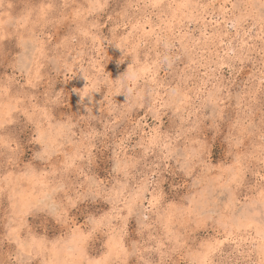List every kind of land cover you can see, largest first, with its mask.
<instances>
[{
  "label": "rangeland",
  "instance_id": "1",
  "mask_svg": "<svg viewBox=\"0 0 264 264\" xmlns=\"http://www.w3.org/2000/svg\"><path fill=\"white\" fill-rule=\"evenodd\" d=\"M81 2L86 0H0V76L14 74L19 80L21 74L18 69L13 73L12 65L25 57L41 65L42 77L39 85L27 92L28 102L21 98L19 112L14 114L18 127L27 125L21 134L19 157L0 162V264H16L14 238H8V225L19 227V217L13 210L15 200L21 193L38 197L41 190L36 180L24 173L41 147L32 135L36 129L28 123L25 109L57 98L59 103L52 104L50 109L56 121L68 122L69 135L74 134L70 139L65 136L69 155L76 153L73 141L81 140L82 133L96 134L79 164L87 166L91 160V167L104 173L101 179H105L119 162L126 171H113L110 189L115 184L127 197L144 185L149 193L155 188L163 194L165 207L182 204L187 209L190 204L194 210L191 215L188 211H174L170 225L161 223L157 220L160 212L149 210L148 195L140 216V220L148 217L140 240L142 248L148 250L146 255L172 264H192L193 260L202 259L198 255L201 245L212 241L217 245L215 253L209 256L212 264L259 262L264 240L258 221L264 204L256 173L261 166L253 160L255 171L243 175L245 184L226 186L230 174L221 169L232 159L226 135L221 134V122L213 120V109L217 117L221 110L232 112L234 117L238 115L247 125L248 146L260 151V97L264 93L256 70L261 41L255 39L261 35L260 0H161V6L155 8L144 6L148 0H110L111 10L107 14L88 20L87 13L76 17L72 7H63L65 3L79 7ZM127 3L134 7L125 14ZM48 4H53V9H47ZM247 4L256 7L248 8ZM242 14H250L246 26H233ZM50 20L58 21L55 27ZM248 29H252L249 43L253 48L241 65L231 58L232 46L237 44L233 38L241 42L248 39L244 36ZM145 68L150 72L145 73ZM133 69L136 75L130 76ZM22 83L27 86L26 75ZM177 86L189 97L184 104L163 108L158 103L153 107L144 105V98L150 95L169 102ZM237 92L242 96L248 93L240 101L239 109L235 102ZM12 103L15 105L16 101ZM44 127H48L47 123ZM155 128L163 129V138L151 147L148 137ZM165 144L170 146L165 148ZM232 147L234 150L235 145ZM201 152L204 160L199 159ZM189 153L196 156L192 162L196 175H189L182 166ZM52 168L49 165L45 169L44 162H40L42 172ZM65 177L50 175L46 183L55 188ZM110 194L115 197V190ZM103 204L101 200L96 205L102 213L112 208L111 204ZM42 215L37 212L25 220V235L30 229L37 230L38 217ZM55 223V218H50V225ZM129 223L138 231L135 217ZM51 231L60 236L59 229L39 228L41 234ZM105 232L90 242L89 255L103 254L107 244ZM162 242L165 246L161 251H151ZM23 258L28 264H43L50 257L33 252L31 257ZM129 259L131 264H137L139 257Z\"/></svg>",
  "mask_w": 264,
  "mask_h": 264
},
{
  "label": "snow or ice",
  "instance_id": "2",
  "mask_svg": "<svg viewBox=\"0 0 264 264\" xmlns=\"http://www.w3.org/2000/svg\"><path fill=\"white\" fill-rule=\"evenodd\" d=\"M117 6L119 7V4ZM144 6L159 7L161 6V0H148V3ZM186 6L181 5V7ZM245 6L252 9L256 7L254 4ZM53 7V4L46 5L49 10L53 9ZM55 7H59V5ZM63 7L65 9L72 7L76 17L87 13L88 15L85 19L88 20L95 19L100 14H107V11L111 10V2L110 0H86V2H81L79 7L67 3ZM133 7L132 3L124 5L125 14ZM221 7L223 8L224 6L221 5ZM235 7L237 5H233V8ZM41 10H44V6H42ZM259 13L261 35L255 37L256 40L261 41L259 46V68L256 69V65H253V68L260 73L261 93H264V0H260ZM249 15L242 14L233 26H239L241 23L246 26ZM48 22L55 27L58 21L50 20ZM251 31L252 29H248L244 32V36L248 39L242 42L237 37L233 38L237 40V44L232 46L231 58L239 60L241 65L244 62L243 58L248 56V52L253 48V45L249 43V40L252 39L250 36ZM84 34L87 35V31ZM36 51L41 50L36 49ZM251 58L249 57V59ZM7 62L8 59H5L4 63ZM33 65H35V72L33 71ZM12 67L13 73L17 69L19 70L21 74L19 80L15 78L14 74L9 75L7 78L0 76V162H11L18 159L21 134L25 132L27 125L18 127L14 114L19 112L17 105L21 104V98L27 103V92L30 88L37 87L42 79L40 74L41 65L37 61L21 57L19 61L13 62ZM143 71L149 73L150 69L145 68ZM25 75L27 76V86L22 83ZM129 75H136L134 69L130 70ZM136 78L139 79L138 76ZM153 83L156 84L158 82L153 80ZM158 95L159 93L156 92V96ZM247 95L248 93H244L242 96L237 92L235 102L238 109L241 107L240 101L245 99ZM187 99L189 97L183 93L182 87L177 86L172 90L169 102L166 103L163 99L152 98L150 95L144 98L143 103L149 107H153L157 103L160 104L161 108L166 106L176 107L177 103L184 104ZM13 100L16 101L15 105L12 103ZM54 103H59V98L55 101H45L43 106L37 104L30 109H25L28 123L36 129L32 135L41 147L32 160L29 161V164L25 166L24 173L36 180L41 190L38 197H32L31 193H21L13 204L14 214L19 217V227H13L12 224L8 225V238H14L13 242L17 249L16 264H28V261L23 257L25 255L31 257L33 252L37 254L43 252L46 257H50L46 258L43 264H131L129 258L134 257H139L137 264H172L171 261L157 260L154 255L145 254L148 250L142 248L140 240L144 237V222L148 220V217L144 216L143 220H140L141 209L144 207L146 197L151 195V200L148 201L149 210L156 209V211L160 212L157 220L161 223L167 222L170 225L174 211H188L189 215L193 214L194 210L191 205L189 204L187 209L182 204H168L165 207L166 201L163 194L157 193L155 188H152L151 193H149L148 187L144 185L137 187L135 192L129 193L127 197L121 193V190L115 184L110 189L108 185L113 171H126V168H122L120 163L117 162L115 168L107 172V177L101 179L104 173L100 172L99 169H93L91 160H89L87 166L78 163V161L83 159L84 152L89 145L94 142L96 134L91 132L82 133L81 140L78 142L73 141L76 153L69 155L65 136L67 135L70 139L71 135L74 134L69 135L71 128L67 126V121H56L53 110L50 109V106ZM260 103L262 107V128L260 151L258 153L248 146V137L245 135L247 125L240 120L238 115L234 117L232 112L221 110L219 117H217L215 109H213V120L221 122L219 123L221 134L226 135L232 159L231 164L221 169L222 172L226 171L230 174V179L227 180L226 186L233 184L242 186L245 184L246 181H244L243 175L249 171H255L253 160H257L259 166H261L260 172L256 173L259 177L257 187L260 192L261 203L264 204V95L260 97ZM176 110L179 111V108H176ZM158 113L159 110H157L156 114ZM45 123L48 125L47 128L44 127ZM169 135H171V131ZM23 138H26V135ZM162 138L163 129H153V134L148 137L149 145L156 147ZM123 143L124 140L122 139L121 144ZM233 145H235L234 150ZM143 146L142 144L141 147ZM169 146V144L164 145L165 148ZM195 159L196 156L191 153L183 158L182 166L189 175H196V172L192 171V162ZM199 159L204 160L202 152L199 155ZM177 160L179 163L180 158L177 157ZM40 162H44L45 169H48L49 165H52L53 168L50 171L42 172ZM65 174H67L66 177ZM50 175L53 177L56 175L65 177L64 182L55 188H49L46 181ZM73 176L74 178H72ZM5 179H8V177H5ZM69 179H71L70 183L68 182ZM113 190L116 192L115 197L110 194ZM32 191H36L35 187ZM101 200L104 201L103 207L111 204L112 208L102 213V210L96 207ZM121 204L123 207H120ZM125 211L127 215H124ZM37 212L43 213L42 216L38 217L40 224L36 226L37 230L32 231L30 229L25 235V220ZM52 217L56 220L54 225H50V218ZM133 217L139 223L138 231L129 223ZM259 217L258 228L262 238H264V210L259 213ZM41 226L59 229L60 236L56 237L55 231L41 234L39 232ZM105 230L107 231L105 232ZM101 232H105L107 238L103 254L101 255L100 252H97L96 255H89L90 242ZM164 246L165 244L162 242L159 248L154 247L151 251H161ZM204 249H207V251H204ZM216 250L217 245L215 243L212 241L204 242L198 254L202 256V259L193 260L192 264H212L209 256L214 254ZM254 264H264V244L261 246V259L259 262H254Z\"/></svg>",
  "mask_w": 264,
  "mask_h": 264
},
{
  "label": "bare ground",
  "instance_id": "3",
  "mask_svg": "<svg viewBox=\"0 0 264 264\" xmlns=\"http://www.w3.org/2000/svg\"><path fill=\"white\" fill-rule=\"evenodd\" d=\"M250 213V212H249ZM246 216V215H245ZM249 216V215H248ZM244 218V217H243ZM233 219V218H232ZM241 219V218H240ZM239 219V220H240ZM246 219V218H245ZM250 220V219H249ZM246 221H248V220H246ZM252 221V220H251ZM231 222V221H230ZM238 222V221H237ZM255 222V221H254ZM234 223V222H233ZM241 224V223H240ZM245 225V224H244ZM237 226H239V225H237ZM246 226V225H245ZM230 227V226H229ZM239 228V227H238ZM237 229V228H236ZM230 230V229H229ZM257 230V229H256ZM229 232V231H228ZM258 232V231H257ZM230 233V232H229ZM261 235V234H260ZM263 240H264V238H263ZM205 251V250H204ZM207 251V250H206ZM196 256H197V254H196ZM200 258V257H199Z\"/></svg>",
  "mask_w": 264,
  "mask_h": 264
}]
</instances>
